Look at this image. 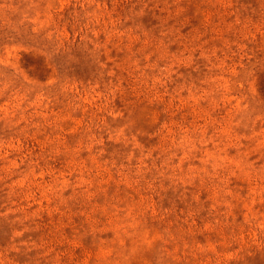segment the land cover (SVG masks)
<instances>
[{
	"label": "rangeland",
	"instance_id": "rangeland-1",
	"mask_svg": "<svg viewBox=\"0 0 264 264\" xmlns=\"http://www.w3.org/2000/svg\"><path fill=\"white\" fill-rule=\"evenodd\" d=\"M0 264H264V0H0Z\"/></svg>",
	"mask_w": 264,
	"mask_h": 264
}]
</instances>
